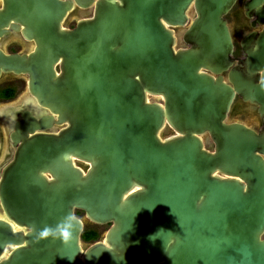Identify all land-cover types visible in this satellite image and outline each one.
<instances>
[{"label":"water","instance_id":"95a60500","mask_svg":"<svg viewBox=\"0 0 264 264\" xmlns=\"http://www.w3.org/2000/svg\"><path fill=\"white\" fill-rule=\"evenodd\" d=\"M93 1L3 0L0 35L13 19L36 46L0 50V72L29 77L0 108L21 110L5 117L0 264H264V0L243 5L261 30L238 59L236 0H97L64 24ZM235 95L261 130L229 120ZM77 211L109 224L100 240ZM70 214V243L38 239Z\"/></svg>","mask_w":264,"mask_h":264},{"label":"flooded vegetation","instance_id":"af4514ba","mask_svg":"<svg viewBox=\"0 0 264 264\" xmlns=\"http://www.w3.org/2000/svg\"><path fill=\"white\" fill-rule=\"evenodd\" d=\"M97 0H94L90 7H81L77 5L75 2H73V9L72 11L66 16L64 20V24L72 28L75 26L76 22L82 18L85 15H88L92 13L93 9L95 8V2ZM246 0H236L234 5L231 7V9L227 12L225 15V18L227 20L232 41H233V57L243 58V50L241 46V40L244 38V36L252 31H260L261 25L254 22V25H251V21L254 20V17H247L244 13V3ZM3 7V0H0V9ZM238 20L241 21L242 26H240L238 30V38L235 34V32L232 29L231 26V20ZM10 23H18L19 29L14 30H8ZM240 23V24H241ZM24 26L18 22L14 21L13 19H10L8 21L7 26H3V29L8 30V34L2 33L0 35V50L4 53H27L29 54L32 52L36 46L35 40L33 38L27 39L22 35L21 29ZM178 29V28H176ZM223 76L226 77V72H223ZM28 82L29 77L26 73H14L12 71L10 72H0V108L9 102H16L20 103L24 96L26 91L28 90ZM14 104V105H16ZM239 108V112L242 114H248L252 117V123L243 122L240 120H231V121H238L246 124L247 126L253 128L255 131H259L262 129L263 123H261V117L260 112L257 110L258 105L256 103H251L249 101H244L240 96L235 95L233 102L230 106V109L228 111V118L233 114V110L235 108ZM21 111L17 106H14V111L10 115L4 116L0 113V133L1 135H4V150H7L9 145L8 138L6 136L7 133V120L5 117L9 116L13 118V121H17L21 118L20 113H17V115L14 112ZM238 114V113H237ZM264 158V155H263ZM264 236V235H263Z\"/></svg>","mask_w":264,"mask_h":264},{"label":"rangeland","instance_id":"374dc122","mask_svg":"<svg viewBox=\"0 0 264 264\" xmlns=\"http://www.w3.org/2000/svg\"><path fill=\"white\" fill-rule=\"evenodd\" d=\"M230 20H231L232 29H233V31L235 32V34H236V36L238 38V36H239L238 30H239L240 26H242V23H241V21H238V20L237 21L233 20V19H230ZM151 100L159 101L160 99L152 97ZM239 111L240 110H239L238 107L235 108L233 110V114L230 116L229 120H240V121L248 122V123L251 124L252 121H253L252 117L250 115L246 114V113L245 114H243V113L241 114ZM4 139H5L4 135L3 134L1 135V133H0V160H1V158H2V156L4 154V152H5V150L3 148ZM0 216H2L1 208H0ZM79 217L81 219H83V221H84V229L91 228V229L96 230L99 233V237H98L97 240H100L103 237V235L105 234V232L107 231V229H108L109 224H95V223H92V222L88 221L87 219H85V217H84L82 212L79 213Z\"/></svg>","mask_w":264,"mask_h":264},{"label":"clouds","instance_id":"9594fccd","mask_svg":"<svg viewBox=\"0 0 264 264\" xmlns=\"http://www.w3.org/2000/svg\"><path fill=\"white\" fill-rule=\"evenodd\" d=\"M78 224L79 220L74 215L70 214L54 228L45 226L39 231L38 239L52 237L53 239H59L63 244H68L72 241Z\"/></svg>","mask_w":264,"mask_h":264},{"label":"trees","instance_id":"16d2710c","mask_svg":"<svg viewBox=\"0 0 264 264\" xmlns=\"http://www.w3.org/2000/svg\"><path fill=\"white\" fill-rule=\"evenodd\" d=\"M77 213L79 214L81 212L77 211ZM98 237H99V233L96 230L91 229V228L84 229L81 234V238L87 242L95 241L98 239Z\"/></svg>","mask_w":264,"mask_h":264}]
</instances>
